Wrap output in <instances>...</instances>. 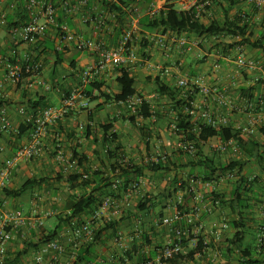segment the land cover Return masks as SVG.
<instances>
[{
  "label": "crops",
  "instance_id": "1",
  "mask_svg": "<svg viewBox=\"0 0 264 264\" xmlns=\"http://www.w3.org/2000/svg\"><path fill=\"white\" fill-rule=\"evenodd\" d=\"M13 1L0 0L3 3L1 9H4L7 3ZM75 1L79 2V0ZM113 1L117 2L119 0ZM185 1L136 0L128 11H133V13L126 20L127 24L132 27L126 31H133L134 36L136 34L140 36L139 34L143 33L141 37L135 36L136 40L132 43L135 59L132 62H128L126 66H108L92 79V83L105 84L103 87L104 91L118 94L120 88L117 79L120 76V68H126L136 80L135 88L137 92L146 98L151 104L153 112L158 114L155 113L157 116H154L150 120L139 118L137 119V125L134 126L129 121L124 120V117L132 116L133 113H129L124 106L118 103L106 102L105 98L102 95L100 96L101 93L94 90L93 97H99L96 102L89 103L87 110L80 107L72 109L65 120L49 127L43 137V146L49 155H55L56 149L59 146L66 154H72L75 150L79 152L83 158V165L74 173H81L87 177H94L95 173L99 174L95 177L94 184L87 189L71 188L66 184L69 187L67 188V196L64 200L62 199L64 202L62 201L60 204L64 205L65 213L67 212V205L74 198L81 197L85 193L89 194L93 191L102 190L108 183L105 181V178H109L112 185L107 191L104 190L105 193L115 192L114 184L117 181H119V186L121 187L124 180L121 178L122 170L120 166L124 167L129 164L132 166L146 165L152 159L159 158L161 155H167L168 160L174 164H170L172 172H152L149 169L144 171V177L140 180L139 189L134 191L130 196L132 200H136L132 201L135 206L134 216L130 213H127L125 216L121 214V206L125 204V195H123L120 199L106 196L104 200L112 198L114 204L110 205L106 211L100 208L96 213L94 222L90 216L83 217V220L89 223L95 231L104 227L109 221L119 222L117 233L113 234L111 230L105 231L101 242L96 245V264H113L115 259L123 257L126 252L135 250V247L141 248L142 253L149 256L153 252L157 251L159 253L160 250L169 246L174 239V230L173 228L160 226L161 218L167 216V214H171V210L168 209L171 201L169 193L177 190L176 194H173L174 196L179 194L186 196L181 187L191 172H195L196 176H206V173L200 170V168L191 167L192 156L183 154L177 148L178 140L171 132L172 123L170 124L175 119L176 113L173 111L175 106L169 98L159 94L160 80L165 85L173 88L178 87V82L181 79L199 82L201 86L207 88H218L224 93L227 100L235 105V110H227V108L221 106L217 99L213 97L205 98L201 94L195 95V102L200 104L207 103L211 112L218 120L226 119L228 121L227 125L238 130L248 126L251 117L256 116L255 112L248 113L244 111L243 107L248 100L259 97L264 101V44L263 46L259 45L257 48L251 49L248 43H242V38H234L229 35L177 34L170 31L163 34L161 32H150L140 27V20L152 16L150 14L151 10L154 9L156 13L166 7H173V9L179 10L181 4ZM238 1L240 3L233 9L231 15L234 16L238 11H241L242 16H248V21L251 25L248 33L252 35L249 39L250 43L258 44L261 40L264 43V12L257 11L242 0ZM93 7L94 13L98 14L100 11L99 6L95 4ZM219 9L220 7H216L215 5L212 8V16L204 18L201 22L208 25L211 22L210 18H218L219 13L224 17V14L221 11L219 12ZM11 16H13L14 21L20 24L26 22L24 14L20 11L11 14ZM82 18L81 14L66 16L60 12L58 22L66 24L74 34L86 40L101 41L110 49L119 46L123 36H117L112 27L98 28L93 23H85ZM47 36L48 38L45 39V43L44 41L38 42L36 40L28 44H18L14 47L16 43L13 42L9 30L6 27L0 26V101L3 100L7 104L5 108L12 123V130L9 133H0V147L5 149L3 153H0V171L18 149L30 143L31 136L26 135L19 138L16 134V130L20 128L24 121L29 119L25 113L22 114L21 112L27 106L29 99L35 101L45 96L53 107L60 106L64 101V96H61L59 90L56 95L55 92L47 91L43 86L36 85L33 88H27L26 84L20 85L6 81L7 69L5 59L10 51L17 48L21 54H30L35 58H39V61H43L46 67H43L41 79L49 86L54 82L63 83L65 81V78L73 72L70 68L73 60L77 63L78 69L92 67L99 60L97 54L94 52L78 53L73 46L63 44L59 39L57 30L54 28L48 32ZM51 47L66 53L67 59L59 68L55 67V56L51 51ZM141 47H143V50ZM140 51L142 57H139ZM240 58L255 62L256 69L250 70L239 66ZM89 85H84L83 88L85 90L89 89ZM25 90L28 94L26 98L24 97ZM77 119L82 120V122L77 121ZM81 125L85 126L83 132L79 128ZM88 126H90V130L86 132ZM109 126H111V129L107 138L110 141L106 142L104 131ZM141 129L143 130L141 131ZM113 134L118 135L116 140H114ZM241 137L245 141L253 140L261 144L264 143V122L262 121L256 126L254 135H242ZM221 142L223 141L216 138L203 146L204 155L215 160L216 165L220 161L224 162L234 157H242L243 153L239 147L240 152L238 154L233 151L232 147L228 148L226 152H220L215 147ZM35 160H32L33 165L29 163L30 160L20 162L6 181L5 186L0 188V213L7 212L6 210L11 206H16L28 216L36 215L42 218L44 220L43 227L49 231H54L59 226L58 217H54L56 214L51 211L43 213L42 209H40L41 207L38 205V201H33L32 197H37L39 192L42 193L44 191H47L49 194L59 192L58 190L62 189L60 185L63 183L56 182L55 178L57 173L62 172V169L56 158L53 160L54 162L46 159V164L40 163L38 165ZM52 163L55 164L54 167H48ZM27 166L32 169L36 168L41 172L45 171L44 167L49 169V183L29 188L18 199L7 197L3 194L4 188L17 190L29 179H41V177L35 176L28 178L21 185H15L13 182L15 178L13 177L15 175H18V177H21V174L25 175L27 172L23 173V171L27 169ZM176 172L183 173L184 178L183 181L179 180L178 183H174L172 186L170 175ZM243 175L252 178L260 176V182L253 186L250 193L252 199L248 203L250 209L248 211L244 210L248 217L244 222L248 228L246 229L248 233L246 234L245 244L256 251L260 237L259 230L264 226V203H261V200H264V175L256 160L246 165ZM165 176L166 179L163 180L162 184L155 182V178H165ZM214 176L215 179L213 181L203 182L198 178L196 181L194 179L191 180V184L196 186L197 190L202 192L209 202L211 201L213 191H217L224 197L225 201H230L234 190L233 182L228 180L231 186L225 188L227 189L225 190L221 186L223 181L219 178V173H216ZM42 178H46V176L43 175ZM216 182L220 186H214ZM146 195L151 199V203L148 205L150 210L147 213L141 214L136 211V207L141 199L144 200ZM54 199H56V202H53L52 205L59 204L57 198ZM158 205L161 210L155 213L154 211ZM193 206L194 204L190 200L187 207L185 206V210L192 212ZM202 213L201 221L205 227V234L203 236L207 241L215 244L216 253L222 254L223 242L228 237H231L233 230L229 228L223 232L221 240L215 238L214 230L216 226L219 227L224 222L230 224L235 219L236 216L232 211V207L229 204L227 206L215 207L211 213L205 211ZM184 223V227H190L191 229V226L187 225V223L184 225ZM40 231V227L34 226L14 234V238L7 248L8 260L14 261L18 254L23 253L18 264H36L35 259L40 248L38 250L32 249L27 254L24 253L30 241L37 243V240L41 238L38 235ZM59 233V240L66 247H71L70 249L74 247L75 249L82 245L75 240L70 227H63V230ZM145 237L149 238L148 242L145 240ZM195 246V241L188 242L187 247H183V252H185V249L191 250ZM75 253V251H69L68 254H63L59 258L64 264H71ZM55 255V252H50L45 257L43 264H51ZM208 255L210 256V253ZM195 258L198 261L197 259L201 257L200 255H196ZM103 260L106 261L103 262ZM127 264L138 263L132 262ZM200 264H205V262L202 261Z\"/></svg>",
  "mask_w": 264,
  "mask_h": 264
},
{
  "label": "trees",
  "instance_id": "2",
  "mask_svg": "<svg viewBox=\"0 0 264 264\" xmlns=\"http://www.w3.org/2000/svg\"><path fill=\"white\" fill-rule=\"evenodd\" d=\"M135 1L136 0H119L115 2L113 0H90L88 8L91 9L93 5L97 4L100 11H103L104 14H114V18H108L105 25L107 28L112 27L117 36H123L125 31L130 28L126 20L133 13V11H128L129 9H131L130 7ZM214 3L216 7H220L222 13L224 14V17L222 19L210 18L211 22L208 25L203 24L199 19L196 18L194 10L178 11L173 9V7H166L159 10L154 16L146 17L140 20V27L150 32H161L163 34L167 31H170L177 34L190 33L208 36L229 35L234 38H242V43H248L251 49L257 48V46L259 45L263 46L264 43L262 42V40L258 44L250 43L249 39L252 35L248 33L251 27L248 21V16H242L241 11H238V13L234 16L231 15L233 9H235L240 3L238 0H214ZM17 11H20L22 14H24L25 21L28 20V16L25 10H22L21 7H19ZM7 21V29L22 25L19 22L14 21L13 16L11 15L8 16ZM46 38H48V36L38 39V42L44 41L45 43ZM17 45L18 44H15L14 47H16ZM142 48L143 47H141V49ZM75 50L78 53L85 52L77 48H75ZM51 51L55 56V67H61L67 59L66 53H63L54 47H51ZM139 53L141 54V51ZM35 61L39 62V58H36ZM70 68L73 72L65 78V81L63 83L54 82L52 84L53 87L51 91L59 90L61 96H64V100L70 98L74 91L83 89L85 85L83 82V74L87 68L78 69V65L75 60H73V62L71 63ZM33 75L34 74L27 75L24 73L19 84H26L27 88H29V83L32 82L31 79ZM117 83L120 88V92L118 94H112L111 91H104L103 87L105 84L91 82V84L89 85L90 88L85 90L84 96L89 100V103L96 102L99 99V97H93V91L96 90L98 93H101L100 96L102 95L105 98L106 102H115L119 105H121V103H126L127 100L132 96L137 95L141 97L143 100V104L141 106H137L132 110H128L124 106L129 113H133L132 116L124 117V120L129 121L134 126L137 125V119L139 118H141L142 120H150L154 116L158 115L156 112L155 113L157 115L153 112L151 104L146 100V98L137 92L135 88L136 80L134 77H132L130 71H128L126 68H120V76L117 79ZM24 92V97L26 98L28 94L26 90ZM158 92L162 96L164 95L169 98L175 106L173 108V111L176 113L175 119L173 120L175 127L174 135L177 138L178 142L194 143L196 153L190 154L187 152H183V154L192 156L193 161L190 164L191 167L200 168V170H203V172L206 173L207 176H196L194 174L195 172H191L187 180L183 182L181 189L186 194V196H184V209L185 206L187 207L189 201H192V195L190 193L192 185L191 180L194 179V181H196L198 180V178H200L203 182L213 181L215 179L214 175L216 173H219V178H222L227 176V174L230 172L234 173L237 179L236 182L232 183L234 185V190L231 194L230 201H225L224 197L221 196L217 191L212 192L211 201L219 200V206H227L230 204V206L232 207V211L236 216L235 219L232 220L230 224H228L229 228L233 230V233L231 237H228L223 242L220 260L218 262L211 261V254L216 252V246L215 244H213V242L207 241L203 234L200 233L198 235L190 234V236L183 239V247H187L188 242L195 241L196 246L193 249L187 251L186 253L182 251V253L175 255L172 259L163 261L160 264H200V262L196 261V255H200V259H202V261L203 259H205L206 264H264V244L261 248L262 252L259 248L254 251L250 247L246 246L245 239L246 234L248 233L246 229L248 228L244 224L245 220L248 218L244 210L248 211L250 209L248 205L249 201L252 200L250 193L253 186L260 182V176L252 178L243 175L244 168L253 160H256L262 174L264 175V143L261 144L253 140L245 141L241 137V132L229 125L213 127L205 123L203 119H195L194 116H192L188 112V109H191L192 103L195 101V95H197V93L191 92V90L189 89L186 90L179 87H169L160 80ZM6 106L7 104L3 100H1L0 109L5 108ZM49 107H53V105L50 104V101L45 96L35 101L29 99L27 106L24 108V112L26 116H28L29 121H24L20 128L16 130L17 136L19 138H22L26 135L30 136L35 126V120L38 118L39 114L42 111ZM68 115L65 116V119L68 117ZM61 121L62 120H60L58 123H61ZM110 129L111 126L106 127L104 131L106 142H108L109 140L107 136H109L108 133ZM89 130L90 126H88L86 132H88ZM142 130L143 129H141V131ZM112 136L114 140H116L118 135L113 134ZM216 138H219L223 142H229L231 140L235 141L236 145L240 148V150H242V157H234L231 160L228 159L224 162L220 161L218 162L217 166L215 160L206 157L203 153V146H205V144H207L209 141ZM72 154L75 159L79 160V167H82L83 158L81 157L79 152L75 150ZM167 160L168 158L166 160L160 159L158 164L149 163L142 166H132L131 164H129L124 167L120 166L122 170L121 178L124 180L121 187L119 186L117 189H115V192L105 193L104 190L107 191L110 187H112L109 178H105V181H107L108 183L102 190H98L99 192L93 191L89 194L85 193L81 197L74 198V200H72L67 205V212L64 214V216H58L59 226L57 227V229L54 231H49L43 226L40 227L41 231L38 235H40L41 238L37 240V243L30 241V243H28L26 246L27 249L25 250L24 254H27L32 249L38 250L40 248L41 250V248L45 245L57 241L65 248L64 254H68L69 251L76 252L74 254V260L71 264H96V245L101 242L102 235L105 231L111 230L113 234H116L119 222H107L104 227H101L96 231L94 230L95 235L92 242L83 243L80 247H77L75 249L73 247V250L70 249L71 247H66L62 242H60L59 232L63 230V227L67 226L71 228L74 235L76 229H78L83 224H87L86 221L83 220L84 216L92 217V221L94 222L96 219L97 211H99L105 201L104 198L106 196H110L115 199H120L121 196L127 193L129 187H132V185L134 184L140 183V180L144 177V171L146 169H149L152 172H172L170 164H174H172V161ZM98 175L99 174L95 173L94 177H87L81 173L64 174L63 172H59L56 175L55 181L59 183H65L71 188L77 187L81 188L82 190L83 188L87 189L91 187L94 184L95 177H97ZM174 179L175 184L179 182V179L177 177H175ZM45 183H49V179H29L17 190H9L7 188H4L3 194L12 199H18L26 191H28L29 188L42 186ZM176 192L177 190L170 192L169 196H173V194H176ZM188 196H190V198H188ZM149 203H151V199L146 195L144 197V200L141 199V201L138 203V206L136 207L137 212L147 213L150 210L148 206ZM261 203L263 204L264 200H261ZM179 226L184 227L183 222L176 224V227ZM259 231V234L264 236V226H262ZM148 239V237H145V240L147 242ZM206 242L209 243L206 244ZM140 250L141 248L135 247V250L126 252L123 257L115 259L113 264H127L132 262L145 264L154 261L158 256L157 251L148 256L145 255V253H142V250ZM209 253L210 256L208 255ZM22 256L23 253L18 254L14 261L8 260V264H18V261ZM105 261L106 260H103V262Z\"/></svg>",
  "mask_w": 264,
  "mask_h": 264
},
{
  "label": "built area",
  "instance_id": "3",
  "mask_svg": "<svg viewBox=\"0 0 264 264\" xmlns=\"http://www.w3.org/2000/svg\"><path fill=\"white\" fill-rule=\"evenodd\" d=\"M246 4L254 7L257 11L264 12V0H242ZM90 0H14L11 3H7L4 9H1L3 3L0 2V26L7 27V18L9 15L14 14L19 7L26 11L28 20L20 25L11 27L9 34L16 44H28L41 38H45L48 32L54 28L59 33L60 41L66 46L71 45L79 50L85 52H94L97 54L99 60L96 65L88 67L83 74V82L85 85L91 84L92 79L100 72L104 71L108 66H126L128 62H132L135 59V53L132 48L134 40L133 31H126L122 37L120 45L117 48L110 49L101 41L86 40L76 34H74L66 24H60L58 22L59 14L62 12L66 16H75L81 14L85 23H93L98 28L106 27V20L114 18V14H104L103 11H99L98 14L94 13V7L88 8ZM214 0H186L181 4L178 11H193L197 19L202 21L204 18L212 16V8H214ZM151 15H155L156 11L151 10ZM96 14V15H94ZM61 48V46H60ZM61 50V49H60ZM35 57L30 54H21L17 48L10 51L6 57V81L14 84H19L22 80L23 74H34L32 82L29 83V88L34 86H43L47 91H51L52 88L41 79L42 64L35 61ZM239 66L246 67L250 70L256 69L255 62L240 58ZM178 87L181 89H189L191 92L201 94L205 98H215L221 104V106L227 108V110H235L236 107L233 103L229 102L224 93L218 88H207L201 86L199 82H190L187 79H181L178 82ZM109 92V91H108ZM143 100L141 97L135 95L130 97L126 103H121L128 110H132L137 106H141ZM76 107L87 110L89 107V100L84 96L83 90L79 89L72 93L71 97L65 99L60 106H54L46 108L42 111L38 118L35 120L34 129L31 132L30 143L18 149L13 157L6 162L5 167L0 171V188L5 186L6 181L11 176L13 170L22 161L34 160L42 157L43 150V137L45 136L49 127L54 126L60 120H63L70 111ZM244 111L248 113H256V116L251 117L249 125L240 128L239 131L242 135L251 136L256 132V126L262 121L264 122V101L262 98H256L248 100L243 107ZM24 114V109L21 110ZM188 112L194 116L195 119H203L205 123L213 126H226L228 121L226 119L218 120L211 112L207 103H192L191 109ZM29 121V119L27 120ZM80 131L85 130V126L81 125ZM175 129V127H174ZM12 130V123L9 119L6 108L0 109V133H9ZM232 147L233 151L238 154L240 152L235 141L221 142L216 145L220 152H226L228 148ZM177 148L182 152L190 154L196 153V148L192 142H178ZM5 149L0 147V153H3ZM55 158L60 165L64 174L74 173L79 168V160L73 157V154H66L64 150L59 146L55 152ZM166 160L167 157L154 158L150 163L158 164L159 160ZM236 176L230 172L227 176L222 177V181L235 180ZM119 181L115 182L114 189L119 187ZM140 184H134L129 187L125 194L127 200L134 191L138 190ZM190 193L192 195V202L194 204L192 212H188L184 209V195L179 194L171 198L168 205V209L171 210V214L161 218L160 226L173 228L174 239L169 246L160 250L156 259L152 262L145 264H160L163 261L172 259L175 255L182 253L183 251V239L190 236V234L198 235L204 234L205 227L201 221L202 212L211 213L212 210L220 205L219 200L208 201L207 197L197 190L196 186L191 185ZM114 202L112 198H107L102 204L101 209L106 211L110 205ZM183 208V209H182ZM181 222L187 223L191 226L176 227V224ZM44 220L40 217L28 216L22 210L7 211L0 213V264H7L8 262V245L13 240L14 234L29 227H42ZM229 229L227 223L216 226L214 235L217 240H221L224 231ZM95 232L89 223L81 225L74 232V238L78 243H90L93 241ZM209 242H206L208 244ZM264 244V236L260 235L258 240V248L262 250ZM55 252L56 255L51 264H64L60 260V256L65 253V248L57 241L51 242L41 248L36 256V264H43L45 257L50 253ZM262 252V251H261Z\"/></svg>",
  "mask_w": 264,
  "mask_h": 264
},
{
  "label": "rangeland",
  "instance_id": "4",
  "mask_svg": "<svg viewBox=\"0 0 264 264\" xmlns=\"http://www.w3.org/2000/svg\"><path fill=\"white\" fill-rule=\"evenodd\" d=\"M246 7V6H245ZM221 10L219 9V12H220ZM222 12V11H221ZM218 18L219 19H222L223 17H222V15H221V13H219V16H218ZM130 28H132V27H130ZM142 34L143 33H141V34H139L140 36H138L137 34L135 35L136 37L138 36V37H141L142 36ZM136 40V38H134V40L133 41H135ZM138 40V39H137ZM138 55V54H137ZM139 57H142L141 56V54L139 55ZM40 63L42 64V71H43V67H46V65H45V63L43 62V61H40ZM53 87V85H51V88ZM208 88H212V87H208ZM81 90H83V92L85 93V89L83 88V89H81ZM53 92H55V94L57 95V91H53ZM63 120H65V118L63 119ZM62 120V121H63ZM77 121H79V122H82V120H78L77 119ZM172 123V124H171ZM170 124H171V132L173 133V135H174V122L172 121V122H170ZM173 126V127H172ZM178 144V143H177ZM43 150H44V154L42 155V157H40V158H37L35 161H37V165L38 164H40V163H45V161H47L48 159V161H53L54 159H55V155H49V153H48V151L46 150V148L43 146ZM65 152V151H64ZM163 157H167L168 158V156L167 155H161L159 158H163ZM47 159V160H46ZM223 160H225V158H223ZM54 162V161H53ZM30 164H32L33 165V161L32 160H30V162H29ZM46 164V163H45ZM54 163H52L51 165H48V167H54ZM42 167H44V166H42ZM55 167H57V166H55ZM45 168V171H43V172H41V171H39L38 169H36V168H34V169H32V168H29L28 166H27V169L25 170V171H23V173L24 172H27V173H25V175H23V174H21V177H18V175H15L13 178H15V181H13L14 182V184L15 185H21L22 183H24L28 178H31V177H35V176H39V177H43V175L44 176H46V178H48L49 179V173H50V170L49 169H47L46 167H44ZM47 169V170H46ZM29 170H30V172H29ZM49 170V171H48ZM170 177H171V185L173 186L174 185V178L175 177H177L179 180H182L183 181V178H184V174L183 173H179V172H176V173H173V174H171L170 175ZM166 179V176H165V178H158V179H156L155 178V182H157L158 184L160 183V184H162V182H163V180H165ZM222 179V178H221ZM237 179H235V180H231L232 182H234V181H236ZM212 184V183H211ZM220 184H222V183H220ZM220 186L217 182L216 183H214V186ZM224 185V186H223ZM61 187H62V189L60 188L58 191L59 192H57L56 194H49V193H47V191H44V192H39V194H38V196L37 197H32V200L34 201V200H37L38 201V205L41 207L40 209H42V211H43V213L44 212H49V211H51V212H53V213H55L56 215L54 216V217H58V216H64V214H65V207H64V205L62 204V205H60L61 203H62V201L64 200V198L67 196V188H69L65 183H63L62 185H60ZM222 187H224V189L225 188H229L230 186H231V184H230V182L228 181V180H226V181H223V184L221 185ZM81 190V189H80ZM225 190H227V189H225ZM174 197V195L173 196H171V198H173ZM54 198H57V200H58V202H59V204H55V205H52V203L53 202H56L55 200L56 199H54ZM61 199V200H60ZM63 199V200H62ZM155 199H156V197H155ZM132 201H136V200H132V198L130 197V198H128L127 200H125L124 202H125V204L123 205V206H121V214L122 215H127V213H130L132 216H134L135 215V206H134V203L132 202ZM64 202V201H63ZM159 205H160V203H159ZM159 205L158 206H156V210L154 211L155 213H157V212H159L161 209H159ZM158 207V208H157ZM15 211V210H21L20 208H18V207H16V206H11V207H9L6 211ZM137 211V210H136ZM42 213V215H44ZM167 213V212H166ZM142 214V213H141ZM167 215H170V214H167ZM39 216V215H38ZM160 218V217H159ZM145 229V228H144ZM189 249H185L184 251H185V253L188 251ZM211 261L212 262H218L219 260H220V254H218V253H216V252H214V253H212L211 254ZM198 260V262H202L201 261V259H197ZM203 261L205 262L206 260L205 259H203ZM205 264H206V262H205Z\"/></svg>",
  "mask_w": 264,
  "mask_h": 264
}]
</instances>
